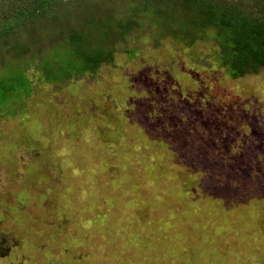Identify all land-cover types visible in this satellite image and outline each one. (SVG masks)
<instances>
[{
    "label": "rangeland",
    "instance_id": "1",
    "mask_svg": "<svg viewBox=\"0 0 264 264\" xmlns=\"http://www.w3.org/2000/svg\"><path fill=\"white\" fill-rule=\"evenodd\" d=\"M72 3L67 20L89 6L135 30L0 111V264H264V68L233 78L209 34L161 40L132 0ZM12 46L0 80L25 69Z\"/></svg>",
    "mask_w": 264,
    "mask_h": 264
},
{
    "label": "trees",
    "instance_id": "2",
    "mask_svg": "<svg viewBox=\"0 0 264 264\" xmlns=\"http://www.w3.org/2000/svg\"><path fill=\"white\" fill-rule=\"evenodd\" d=\"M68 1L0 0V53L14 44L12 47L21 56L15 63L25 65L24 70L9 69L0 80V111L13 110L14 103H22L31 92L28 83L34 84L40 77L44 83H62L96 72L102 64L112 62L114 50L107 42L110 35H115L118 41L126 40L133 29L131 25L135 24L112 16L102 17L89 6L84 8L82 19L67 20ZM70 1H73L70 6L76 9L81 0ZM135 2V11L155 27L161 40L167 38L175 45L192 46L209 34L218 45L217 62L233 78L264 68V0H253L257 3V9L250 7L254 11L248 10L242 1L230 6L221 0H132ZM40 20L44 22L38 30ZM61 22L63 30H56L54 25ZM56 31L61 35L51 48H37L38 40L45 38L40 35ZM34 45L30 60L24 59L25 49ZM52 49L56 54L50 52ZM15 65L18 64H12ZM32 67L30 77L27 71ZM5 105L8 107L3 110Z\"/></svg>",
    "mask_w": 264,
    "mask_h": 264
}]
</instances>
